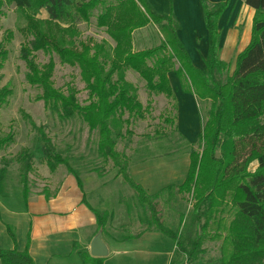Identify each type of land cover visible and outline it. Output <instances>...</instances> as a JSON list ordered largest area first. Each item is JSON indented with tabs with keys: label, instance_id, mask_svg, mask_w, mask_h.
<instances>
[{
	"label": "trees",
	"instance_id": "1",
	"mask_svg": "<svg viewBox=\"0 0 264 264\" xmlns=\"http://www.w3.org/2000/svg\"><path fill=\"white\" fill-rule=\"evenodd\" d=\"M23 10L27 23L25 32L30 39L22 45L21 58L28 68L30 84L41 89L39 99L56 112L62 120L76 116L83 118L91 129L98 131V151L106 160L111 159L117 168L116 177H121L135 194L144 210L145 221H139L146 230L156 231L171 238L191 258L196 256L204 233L191 242V250L185 249L180 235L168 227L158 209L156 198L164 193L177 191L193 198L192 219L203 221L218 230L212 237L222 238V257L219 264H262L264 262V0H244L255 9L251 39L237 55L235 65L220 57L221 31L219 20L231 0L212 3L200 0L204 23L208 30V53L206 67L196 66L182 42L181 29L174 10L159 12L150 0H6ZM1 2V0H0ZM45 9L46 19L37 18ZM97 15L95 12H97ZM93 16L99 27L116 40V55L110 59L105 47L95 40L81 41L79 46H67L62 36H57L53 25H75L89 21ZM149 23L159 26L162 39L159 45L132 50V33ZM57 53L63 61L76 64L81 70L88 89V102L82 104L77 93L68 94L56 88L51 80L53 62L43 67L37 62L35 51ZM8 51L0 44V69L3 68ZM177 65V66H176ZM124 69L139 74L147 90L155 95L164 94L174 102L177 114V99L171 84L170 72L178 77L182 90L193 93L200 103L209 102V112L197 136L200 150H190V165L183 183L170 184L156 193H149L128 172V158L117 149L112 124L122 126L129 117L142 108L137 99L136 87L128 83ZM117 77H114V74ZM225 74L224 79H222ZM13 91L0 86V106L9 102ZM175 114V122H176ZM41 150L51 171L60 164L76 177L83 188L80 173L57 150L51 137L38 128ZM13 133L0 138V148L11 143ZM23 161L21 182L25 200L30 195L28 173L32 168V155L28 149L20 154ZM257 161L254 171L249 169ZM5 169H0V179ZM0 185V194H4ZM168 199V198H167ZM84 201L85 198H84ZM168 202V201H167ZM131 205V204H130ZM130 205L128 208L130 210ZM228 207L233 218L225 223L219 216ZM97 214L98 230L104 231L110 213ZM131 212V211H130ZM134 219V218H133ZM182 219V218H181ZM224 230L222 235L220 230ZM149 230V229H148ZM16 241L15 232L8 227ZM125 232V231H123ZM141 232V231H139ZM103 233V232H102ZM129 236L130 233L120 234ZM73 249L85 263L103 264V258L91 256L88 250L74 242ZM187 250V251H186ZM1 264H36L28 249H5L0 246ZM170 264H180L171 262Z\"/></svg>",
	"mask_w": 264,
	"mask_h": 264
},
{
	"label": "rangeland",
	"instance_id": "2",
	"mask_svg": "<svg viewBox=\"0 0 264 264\" xmlns=\"http://www.w3.org/2000/svg\"><path fill=\"white\" fill-rule=\"evenodd\" d=\"M200 0H150L159 12H170L171 7L180 23L182 42L192 47L196 46L195 38L200 41L203 35L202 27L205 26L203 11ZM202 5V4H201ZM25 12L16 7L14 3L6 0L0 2V44L3 43L8 51L3 68L0 69V86H9L13 93L6 105L0 106V138L13 133L11 143L0 148V169H5L0 185L5 192L11 191L5 200L11 206L20 205L23 202L21 190L17 192L14 187L22 186L21 174L23 172V161L20 154L28 149L32 155V168L28 173L29 191L31 193H43L50 190L49 180L53 178L54 172L67 174L64 164H60L56 171H51L44 159L41 150V138L38 128L43 127L44 131L51 137L57 150L65 157L70 165L76 169L81 179L89 183L94 193L89 196L91 203L96 206L100 213H114L111 206L130 205L133 222L143 221L144 216L141 205L137 202L134 192L128 184L123 182L121 177H116L117 168L111 159L106 160L98 151V131L90 128L89 124L81 117L62 120L56 112H52L42 99H39L41 89L30 84L27 79L28 68L21 58V48L30 39L25 32L27 18ZM96 15L98 13L95 12ZM177 13V14H176ZM179 14V16H178ZM199 16V19H198ZM39 19L49 17L47 11L42 9L36 16ZM252 17L251 11L246 7L237 8L235 5L229 18H236V29L240 36L248 28ZM226 20V19H225ZM201 27V33H200ZM57 36L65 38V44L69 47L79 46L81 41L95 40L102 43L107 53L110 66V59L117 57L115 50L116 40L107 32L106 28L99 27L96 17L89 21L79 22L75 25L59 24L53 25ZM204 37V36H202ZM162 39L159 26L149 23L143 28L136 29L132 33V50H141L159 45ZM195 49V48H194ZM37 62L43 67L53 62L51 80L56 88L68 94L71 90L77 93L82 104L88 102V89L82 77L78 65L63 61L57 53H51L40 49L35 51ZM231 64L234 60L231 57ZM177 66V65H176ZM233 65L230 70L233 69ZM174 70L170 72L172 77ZM125 80L134 85L137 91V99L142 103V108L136 114L126 112L124 118L129 117L122 126L113 125V136L116 139L117 149L124 152L128 163L150 159L152 157L170 153L177 149L200 150L198 142L190 145L178 133L175 122L176 110L174 102L164 94L155 95L150 93L145 81L139 74L130 69H124ZM117 77V74H114ZM225 74L222 79H224ZM201 117L205 121L209 112V102L200 103ZM159 158V157H158ZM163 159L153 158L149 163H160ZM165 160V159H164ZM257 161H253L249 167L251 171L257 168ZM88 176V177H87ZM89 188V187H88ZM20 189V188H19ZM168 198V199H167ZM113 200V203H111ZM19 201V202H18ZM115 201V202H114ZM168 201V202H167ZM158 209L165 224L177 232L182 240L183 247L191 250V242L197 240L204 233L203 241L196 256L191 258L173 241L172 251L169 258L171 262L180 264H219L222 257V238L212 237L217 229L212 225L204 226L203 221L192 219L193 198L185 194L181 196L176 190L171 194L164 193L156 198ZM112 204V205H111ZM103 207H107L104 210ZM116 213H119L116 210ZM124 220L125 213L120 212ZM225 223L233 218V212L225 207L219 216ZM182 218V219H181ZM145 221V220H144ZM170 225V226H169ZM139 227V226H138ZM146 230L156 231L154 227ZM142 227L138 228V233ZM130 233L131 229L123 230ZM224 235L225 231L220 230ZM162 237L163 234H161ZM157 241H154L153 248L158 250ZM186 250V251H187ZM264 264V262L262 263Z\"/></svg>",
	"mask_w": 264,
	"mask_h": 264
},
{
	"label": "crops",
	"instance_id": "3",
	"mask_svg": "<svg viewBox=\"0 0 264 264\" xmlns=\"http://www.w3.org/2000/svg\"><path fill=\"white\" fill-rule=\"evenodd\" d=\"M209 1L216 3L220 0ZM235 5L238 9L246 7L252 13L248 28L244 30L242 36L236 29V18H229ZM200 6L202 8L201 4ZM254 14L255 9L245 4L244 0H231L219 20L220 57L227 62H231L232 57L233 66L237 55L251 39ZM202 29L204 37L201 36L200 41L195 38L196 46L186 44V48L194 64L204 69L209 43L206 26ZM170 79L177 99L176 128L180 136L192 145L197 141L202 129L200 101L195 94L182 90L181 83L174 73ZM153 158L163 161L149 163L148 160ZM189 165L190 152L186 149H177L150 159L132 162L129 164L128 172L149 193H156L170 184L183 183ZM81 180L83 188L70 172L62 174L56 171L52 180H49L50 190L31 193L27 200L24 198L23 187H14L17 192L21 190L23 199V202L16 206H11L8 200H5L11 191L0 194V246L5 249H13L15 246L19 250L28 249L36 264H90L85 263L73 249L74 242H77L90 253L91 242L99 232L97 214L94 211L98 209L91 203L89 197L93 196L94 191L89 183L86 184L85 179ZM117 203L116 209L111 206L114 213L111 211L105 230L102 231L103 240L109 250L108 255L103 258V264H169L172 239L165 235L162 237V233L158 231L141 229V232L136 233L135 230L142 225L133 222L125 202L122 205L118 201ZM118 209L119 213H116ZM120 212L125 213L121 223L117 221L122 218ZM8 227L15 232L16 241L9 234ZM126 228L131 229L132 236L120 235L125 233L123 230ZM154 241L160 243L157 244L158 250L153 248Z\"/></svg>",
	"mask_w": 264,
	"mask_h": 264
},
{
	"label": "water",
	"instance_id": "4",
	"mask_svg": "<svg viewBox=\"0 0 264 264\" xmlns=\"http://www.w3.org/2000/svg\"><path fill=\"white\" fill-rule=\"evenodd\" d=\"M102 236L103 233L99 231L91 242L90 254L93 257L104 258L109 253L108 247Z\"/></svg>",
	"mask_w": 264,
	"mask_h": 264
}]
</instances>
